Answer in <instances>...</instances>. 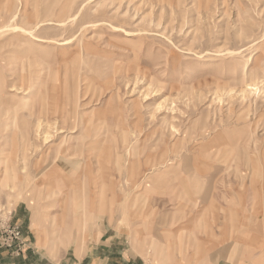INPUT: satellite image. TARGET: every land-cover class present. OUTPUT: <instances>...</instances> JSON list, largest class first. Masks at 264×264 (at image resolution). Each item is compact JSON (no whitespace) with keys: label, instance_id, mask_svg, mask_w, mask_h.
Masks as SVG:
<instances>
[{"label":"rangeland","instance_id":"374dc122","mask_svg":"<svg viewBox=\"0 0 264 264\" xmlns=\"http://www.w3.org/2000/svg\"><path fill=\"white\" fill-rule=\"evenodd\" d=\"M105 229L264 264V0H0V250Z\"/></svg>","mask_w":264,"mask_h":264},{"label":"crops","instance_id":"0c3cea01","mask_svg":"<svg viewBox=\"0 0 264 264\" xmlns=\"http://www.w3.org/2000/svg\"><path fill=\"white\" fill-rule=\"evenodd\" d=\"M124 243L105 229L99 237L92 234L84 243L68 245L71 249H65L58 260H53L44 250L37 249L36 240H29L28 249L20 257L0 250V264H140Z\"/></svg>","mask_w":264,"mask_h":264},{"label":"built area","instance_id":"2783aa9c","mask_svg":"<svg viewBox=\"0 0 264 264\" xmlns=\"http://www.w3.org/2000/svg\"><path fill=\"white\" fill-rule=\"evenodd\" d=\"M7 235L10 236V238L13 239H18L20 236V233L18 232V230L16 228H10L6 230ZM23 246V244H22Z\"/></svg>","mask_w":264,"mask_h":264}]
</instances>
